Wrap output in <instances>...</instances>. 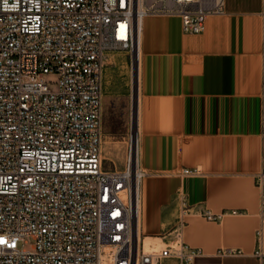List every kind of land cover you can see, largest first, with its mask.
I'll use <instances>...</instances> for the list:
<instances>
[{
	"label": "built area",
	"instance_id": "built-area-1",
	"mask_svg": "<svg viewBox=\"0 0 264 264\" xmlns=\"http://www.w3.org/2000/svg\"><path fill=\"white\" fill-rule=\"evenodd\" d=\"M225 12V0H0V264H193L203 254L183 240L187 208L170 244L146 250L138 237L133 136L123 169L102 156L103 69L112 51L136 66L147 15L179 16L197 34ZM27 237L31 249L20 247Z\"/></svg>",
	"mask_w": 264,
	"mask_h": 264
},
{
	"label": "crops",
	"instance_id": "crops-1",
	"mask_svg": "<svg viewBox=\"0 0 264 264\" xmlns=\"http://www.w3.org/2000/svg\"><path fill=\"white\" fill-rule=\"evenodd\" d=\"M225 9L197 34L179 16H145L140 81L127 51L107 53L102 152L123 169L133 136L143 237L170 244L187 208L183 240L203 251L193 264H264V0Z\"/></svg>",
	"mask_w": 264,
	"mask_h": 264
},
{
	"label": "bare ground",
	"instance_id": "bare-ground-1",
	"mask_svg": "<svg viewBox=\"0 0 264 264\" xmlns=\"http://www.w3.org/2000/svg\"><path fill=\"white\" fill-rule=\"evenodd\" d=\"M145 17L141 20V29L139 34V50H138V58L136 59V68H137V79L140 81V74H141V68H142V60H143V48H142V41H143V22ZM112 60L107 59L106 63H111ZM139 148V145H138ZM103 156V152H102ZM132 161H133V169L137 170V180H136V186H137V194H138V216L136 219V226H137V233L138 237L142 240V229H141V218H142V189H141V183L144 177L146 176V170L143 168V166L140 163V156L138 152V158L136 159L134 150L132 153ZM145 191V190H144ZM144 194V193H143ZM146 239H148V242H152L155 246H162L164 245V242L162 239L157 238V241H153L156 237L146 236Z\"/></svg>",
	"mask_w": 264,
	"mask_h": 264
},
{
	"label": "rangeland",
	"instance_id": "rangeland-1",
	"mask_svg": "<svg viewBox=\"0 0 264 264\" xmlns=\"http://www.w3.org/2000/svg\"><path fill=\"white\" fill-rule=\"evenodd\" d=\"M127 53V56L128 57H131L130 56V54L128 53V52H126ZM129 62H130V59H129ZM129 72L130 73H132L133 72V74L134 75H136V73H137V68H136V66L134 67V69H132V71H131V63L129 64ZM46 80L48 81V82H50V86H51V88L52 89H55L56 88V86H57V81H58V77H57V75L56 74H53V73H49V74H46ZM102 119H103V131H104V125H105V117H104V115L102 114ZM103 138H104V135H103ZM129 146H130V143L129 142H127L126 144H125V146H124V152H125V155H124V165H123V167H125L126 166V162H127V158H128V155H129ZM115 160H118V159H116V157L115 156H113L112 158H111V162L110 161H105L106 162V164L108 165V163L110 164H112L113 166L114 165H116V161ZM148 236V235H147ZM152 237V236H151ZM152 239H154L153 241H157V238H152ZM26 243H25V241H22L21 242V244H20V247L21 248H26V249H31L32 248V245H33V239L32 238H30V237H27L26 239ZM141 241H144V247H145V249L146 250H152V249H159V248H161V247H164L165 246V243H164V245H162V246H155V245H153V243L152 242H148V239H146L145 237H143L142 236V240ZM23 243H25L24 245H23Z\"/></svg>",
	"mask_w": 264,
	"mask_h": 264
}]
</instances>
